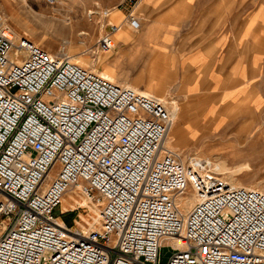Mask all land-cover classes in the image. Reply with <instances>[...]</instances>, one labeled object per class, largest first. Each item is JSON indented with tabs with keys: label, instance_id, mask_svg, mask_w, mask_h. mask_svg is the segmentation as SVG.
<instances>
[{
	"label": "built area",
	"instance_id": "2783aa9c",
	"mask_svg": "<svg viewBox=\"0 0 264 264\" xmlns=\"http://www.w3.org/2000/svg\"><path fill=\"white\" fill-rule=\"evenodd\" d=\"M138 1L121 4L134 30ZM109 29L99 55L118 50ZM171 126L156 96L49 54L0 13V264H159L169 246L167 264H264V194L186 161ZM71 193L66 212L91 210L97 228L53 216Z\"/></svg>",
	"mask_w": 264,
	"mask_h": 264
},
{
	"label": "rangeland",
	"instance_id": "374dc122",
	"mask_svg": "<svg viewBox=\"0 0 264 264\" xmlns=\"http://www.w3.org/2000/svg\"><path fill=\"white\" fill-rule=\"evenodd\" d=\"M54 1L52 5H47L46 0H39L37 4L30 1L28 6L23 0H0V13L17 35L26 37L49 54L70 57L74 62L85 64L79 65L101 74L110 71L114 82L141 91L129 81L136 80L135 75L138 70L141 72V68L146 71V59L153 56V52L155 54L161 46L165 50L166 43L160 45L158 42L159 45L147 44L143 47L137 43L139 45H132L134 49L128 53L117 44L116 58L107 63H97L98 56L110 58L117 52L99 55L96 50L97 41L109 33L110 25L129 27L124 20L125 9L121 6L123 0ZM252 1L258 4L264 16V0ZM243 4H250V0ZM89 12L93 13L91 18ZM48 13L58 18L59 14L62 17L66 15L77 22L74 36L69 31L61 39L55 37L51 27L47 26ZM258 50L257 56L243 52L242 60L238 61L241 67H226L227 70L222 72L226 75L212 74L208 77L209 84L205 85L204 92H197L189 106L180 108L182 115L180 113L181 116L176 117V128L173 129L176 130V137L172 140L174 144L171 146L167 143V146L188 162L207 165L211 169L210 174L264 193V44H260ZM155 64L152 62L150 65V78ZM161 74V86L154 84V89H161L163 82L169 79L170 75L166 71ZM240 79L242 86L238 82ZM223 81L227 82L225 86ZM142 92L156 96L148 91ZM205 101L210 102L202 106ZM171 105L174 106V103H169V106L166 104V109L172 108ZM71 195L79 202L77 195ZM74 204L75 201L69 199L54 211L53 216L82 232L97 228L91 210L80 208L66 212L69 207H75ZM172 254L171 246L162 249L159 264H167Z\"/></svg>",
	"mask_w": 264,
	"mask_h": 264
},
{
	"label": "crops",
	"instance_id": "0c3cea01",
	"mask_svg": "<svg viewBox=\"0 0 264 264\" xmlns=\"http://www.w3.org/2000/svg\"><path fill=\"white\" fill-rule=\"evenodd\" d=\"M244 1L139 0L132 14L138 19L139 29L130 33L131 29L124 27L121 35L114 33L112 37L125 53L132 52L131 46L137 43L140 47L166 43V49L161 46L153 52L146 59V71L138 70L137 75L134 73L136 80L129 83L161 97L168 106L169 103H176L179 108L189 106L194 94L204 92L209 76L226 75L222 73L226 67H241L238 61L242 60L243 52L257 56L259 45L264 44V16L257 3L250 0V4L244 5ZM117 56L118 51L107 61ZM152 62L170 75L161 89L152 88L154 82L149 76ZM238 82L242 86L241 79ZM222 84L225 86L227 82Z\"/></svg>",
	"mask_w": 264,
	"mask_h": 264
},
{
	"label": "bare ground",
	"instance_id": "6f19581e",
	"mask_svg": "<svg viewBox=\"0 0 264 264\" xmlns=\"http://www.w3.org/2000/svg\"><path fill=\"white\" fill-rule=\"evenodd\" d=\"M31 2H33L34 4L36 3H38L39 2V0H30ZM29 0H23V2L25 3V4H27L28 6H29V2H30ZM26 5V6H27ZM53 10V9H52ZM61 12V11H60ZM92 12H89V17L91 18L92 17ZM59 16H60V18H58V17H55V16H51L49 13L47 14V26H50L51 27V29H52V32H53V34H54V36L55 37H57V38H59V39H61L64 35H66V33L67 32H71L72 34H73V36H74V32H75V30H76V27H77V22H75L71 17L69 18V17H66V15L64 16V17H62V14H59ZM114 16H119V15H114ZM113 16V17H114ZM128 24V23H127ZM129 25V24H128ZM121 26V25H120ZM118 27V30L115 32V34H116V36L118 35V34H120L121 35V33L123 32V30H124V27H119V26H117ZM130 27V26H129ZM48 28V27H47ZM131 28V27H130ZM132 29V28H131ZM133 31H137V30H134V29H132ZM113 39H114V37H113ZM114 41L116 42V44H118V42L114 39ZM118 46V45H117ZM95 56H96V54H95ZM97 57V56H96ZM97 63L99 62H106L107 61V57H103V58H101V57H97ZM72 60V59H71ZM73 61V60H72ZM74 62V61H73ZM77 63V62H76ZM79 63H81V62H79ZM78 63V64H79ZM82 65H84L85 66V64L84 63H81ZM102 64V63H101ZM134 65V64H133ZM83 66V67H84ZM158 64H155L154 66H153V69H152V74H151V78H152V81L154 82L153 84H152V88L154 89V87L155 86H153L154 84L156 85L157 84V86H161V83H162V80H163V75L161 74L162 73V71L158 68ZM93 71V70H92ZM94 72H96V71H94ZM98 73V72H97ZM101 74V73H100ZM102 75L103 76H105V77H107L108 79H110L112 82H114V76H113V73L112 72H110V71H106V72H103L102 73ZM114 83H116V82H114ZM116 84H118V83H116ZM120 85V84H119ZM122 86H124V85H122ZM135 86V85H134ZM129 87V86H128ZM132 87V86H131ZM130 87V88H131ZM132 89H135V90H137L138 91V89L136 88V87H132ZM157 89V88H156ZM155 89V90H156ZM142 92V91H141ZM149 92V91H148ZM145 93V92H144ZM150 93H152V92H150ZM148 94V93H147ZM157 97H159V96H157ZM161 98V97H160ZM163 101V100H162ZM172 106V105H171ZM171 108V107H170ZM170 108H168V113H169V115H170V118H171V120H172V126H171V128H170V133L168 132V135H167V138H166V145H167V143H168V145H171V146H173V142H172V140H173V138H175L176 137V133H175V131L176 130H174L173 131V129H175L176 128V123H175V120H176V117H180L181 115H182V113H181V109L177 106V104L176 103H174V106H172V108L170 109ZM170 109V110H169ZM178 111H179V113H178ZM180 113H181V115H180ZM175 123V124H174ZM174 125V126H173ZM172 130V131H171ZM174 141V140H173ZM173 143V144H172ZM194 165H196L195 163H193ZM196 166H198L199 168H201V170H203V171H206V173H211L210 171H211V169L209 170V168H208V166L206 165V166H199V165H196ZM228 182V181H227ZM231 186H233V187H244V186H242V185H237V184H235V183H232V182H228ZM256 190V189H255ZM257 191V190H256ZM259 192V191H258ZM264 194V193H263ZM69 200V199H73L74 201H75V203H77V201H76V199L74 198V197H72V195H66L63 199H62V201H61V204L63 205H65L66 203H67V199ZM194 203V199H192V198H189L186 202H185V205H187V207H190L192 204ZM94 222L96 223V220H95V218H94ZM94 224V223H93ZM90 227H92V226H90Z\"/></svg>",
	"mask_w": 264,
	"mask_h": 264
}]
</instances>
